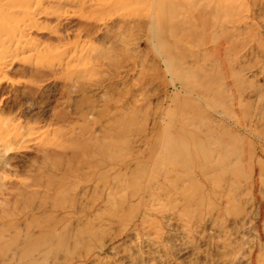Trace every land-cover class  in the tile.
Here are the masks:
<instances>
[{
  "label": "rangeland",
  "instance_id": "obj_1",
  "mask_svg": "<svg viewBox=\"0 0 264 264\" xmlns=\"http://www.w3.org/2000/svg\"><path fill=\"white\" fill-rule=\"evenodd\" d=\"M0 264H264V0H0Z\"/></svg>",
  "mask_w": 264,
  "mask_h": 264
}]
</instances>
